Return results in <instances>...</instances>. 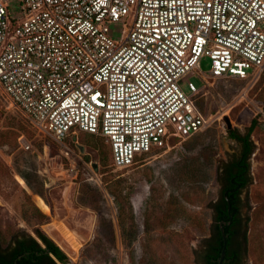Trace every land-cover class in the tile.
I'll list each match as a JSON object with an SVG mask.
<instances>
[{"label":"built area","instance_id":"built-area-1","mask_svg":"<svg viewBox=\"0 0 264 264\" xmlns=\"http://www.w3.org/2000/svg\"><path fill=\"white\" fill-rule=\"evenodd\" d=\"M120 22L114 39L109 26ZM202 57L203 83L258 78L264 0H0L4 94L61 151L79 133L102 137L118 169L209 128L195 100L204 85L188 82L189 94L180 85ZM17 142L32 149L24 134Z\"/></svg>","mask_w":264,"mask_h":264},{"label":"rangeland","instance_id":"rangeland-1","mask_svg":"<svg viewBox=\"0 0 264 264\" xmlns=\"http://www.w3.org/2000/svg\"><path fill=\"white\" fill-rule=\"evenodd\" d=\"M13 6V16L20 17L18 4ZM121 31V22L109 26L114 39ZM210 65L202 57L197 73L180 81L187 94L188 82L204 85L195 100L209 117V128L172 139L123 169L112 165L109 145L100 136L79 133L74 143L65 140L71 152L61 151L0 88L1 243L14 236L37 237L40 230L61 248L68 264H200L213 222L211 205L219 196V173L240 150L228 138L226 119L241 133L255 120L251 182L241 193L247 238L242 264H264V129L255 109L264 110V72L255 79L207 78L203 83ZM20 134L31 150L19 147ZM70 163H75L73 173Z\"/></svg>","mask_w":264,"mask_h":264},{"label":"trees","instance_id":"trees-1","mask_svg":"<svg viewBox=\"0 0 264 264\" xmlns=\"http://www.w3.org/2000/svg\"><path fill=\"white\" fill-rule=\"evenodd\" d=\"M255 124L253 120L246 133L231 128L227 130L228 138L235 141L240 150L224 163L219 173V196L211 205L213 222L200 264H218L223 247L220 222L228 223L230 217V224L224 226L227 243L223 264H242L243 241L247 238L246 231H243L241 193L251 182L249 159L255 150L251 141ZM35 234L37 237L14 236L6 244L0 241V264H68L67 256L58 245L40 230H35Z\"/></svg>","mask_w":264,"mask_h":264},{"label":"water","instance_id":"water-1","mask_svg":"<svg viewBox=\"0 0 264 264\" xmlns=\"http://www.w3.org/2000/svg\"><path fill=\"white\" fill-rule=\"evenodd\" d=\"M226 123H227V127L228 128H231V125H230V122L228 119H226ZM76 139V138H75ZM80 151H83L82 147L80 148ZM231 222V217H230V221L228 223H225V222H220V230H221V233H222V238H223V247H222V250H221V254H220V257H219V261H218V264H223V261H224V257H225V248H226V236L224 234V226H227L229 225Z\"/></svg>","mask_w":264,"mask_h":264},{"label":"flooded vegetation","instance_id":"flooded-vegetation-1","mask_svg":"<svg viewBox=\"0 0 264 264\" xmlns=\"http://www.w3.org/2000/svg\"><path fill=\"white\" fill-rule=\"evenodd\" d=\"M203 252V251H202ZM202 254V253H201ZM201 254H200V256H199V260L201 261Z\"/></svg>","mask_w":264,"mask_h":264},{"label":"bare ground","instance_id":"bare-ground-1","mask_svg":"<svg viewBox=\"0 0 264 264\" xmlns=\"http://www.w3.org/2000/svg\"><path fill=\"white\" fill-rule=\"evenodd\" d=\"M76 211V210H75ZM69 215V214H68ZM66 218V217H65ZM68 218V217H67Z\"/></svg>","mask_w":264,"mask_h":264}]
</instances>
